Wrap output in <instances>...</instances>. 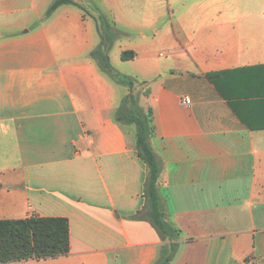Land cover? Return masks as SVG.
<instances>
[{
	"label": "crops",
	"instance_id": "1",
	"mask_svg": "<svg viewBox=\"0 0 264 264\" xmlns=\"http://www.w3.org/2000/svg\"><path fill=\"white\" fill-rule=\"evenodd\" d=\"M52 1L0 0V219L66 217L70 251L0 264H155L171 242L168 264H264V0H92L115 77L91 55L96 19ZM125 78L144 86L175 240L135 217L147 166L115 118Z\"/></svg>",
	"mask_w": 264,
	"mask_h": 264
},
{
	"label": "trees",
	"instance_id": "2",
	"mask_svg": "<svg viewBox=\"0 0 264 264\" xmlns=\"http://www.w3.org/2000/svg\"><path fill=\"white\" fill-rule=\"evenodd\" d=\"M89 1V0H85ZM62 4H73L85 11L82 4L75 0H53L46 15ZM86 12V11H85ZM91 15L98 23L100 43L91 51L100 69L114 76L110 70L107 50L113 41L115 29L100 10L92 5ZM134 56L133 51H123L122 59ZM207 76L214 80L215 74ZM131 91L134 85L132 79H122ZM129 93L124 96L116 109L115 118L123 126L135 124V146L138 157L147 166V176L144 185L145 205L135 217L148 220L162 238L175 240L179 234L178 229L172 227L166 220L164 204L158 194V178L160 162L150 145V137L154 132L151 109L147 113L137 104V112L127 114L125 109L128 100H133ZM130 127V126H129ZM177 249V243L171 242L169 250L162 255L155 264H168ZM70 251L68 219L62 216H41L32 213L19 219H0V263L21 261L28 259H45L67 255Z\"/></svg>",
	"mask_w": 264,
	"mask_h": 264
},
{
	"label": "rangeland",
	"instance_id": "3",
	"mask_svg": "<svg viewBox=\"0 0 264 264\" xmlns=\"http://www.w3.org/2000/svg\"><path fill=\"white\" fill-rule=\"evenodd\" d=\"M91 1L92 0H89V1L79 0V2H78V0H77L78 3L82 4V6L85 8L86 13H88V14H91L92 13V5H91L92 3H91ZM126 86H123L122 87V90L124 92V95L125 94L128 95L129 93H131V95H133V97H134L133 100L130 99V100L127 101V105H126V109H125L126 113L127 114H130V113H134V112H137L138 111L137 108H136V106H137V104H140L141 103L139 99H141V96L143 95L144 86L141 83L136 82V83H134L133 88H132L131 91ZM139 106H141V105H139ZM142 110L145 113H147V107H145V105H143ZM129 126L131 128H135V124L134 123H131ZM243 260H248V261L251 262V264H254V258H252L251 256L245 257Z\"/></svg>",
	"mask_w": 264,
	"mask_h": 264
},
{
	"label": "built area",
	"instance_id": "4",
	"mask_svg": "<svg viewBox=\"0 0 264 264\" xmlns=\"http://www.w3.org/2000/svg\"><path fill=\"white\" fill-rule=\"evenodd\" d=\"M181 103L184 105H189L190 104V98L188 96H183L181 99ZM240 264H251V262L248 260H243Z\"/></svg>",
	"mask_w": 264,
	"mask_h": 264
}]
</instances>
